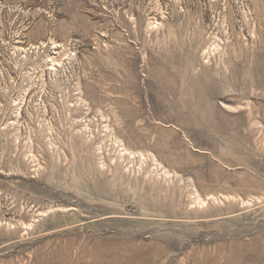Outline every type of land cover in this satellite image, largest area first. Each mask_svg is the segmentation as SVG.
<instances>
[{
	"label": "rangeland",
	"instance_id": "rangeland-1",
	"mask_svg": "<svg viewBox=\"0 0 264 264\" xmlns=\"http://www.w3.org/2000/svg\"><path fill=\"white\" fill-rule=\"evenodd\" d=\"M0 264H264V0H0Z\"/></svg>",
	"mask_w": 264,
	"mask_h": 264
}]
</instances>
